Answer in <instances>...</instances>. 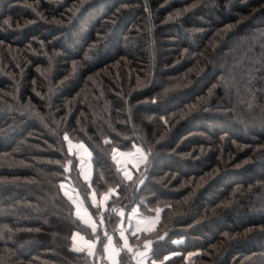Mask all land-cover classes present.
I'll list each match as a JSON object with an SVG mask.
<instances>
[{
    "label": "trees",
    "instance_id": "trees-1",
    "mask_svg": "<svg viewBox=\"0 0 264 264\" xmlns=\"http://www.w3.org/2000/svg\"><path fill=\"white\" fill-rule=\"evenodd\" d=\"M136 146L127 180L114 151ZM136 206L160 211L129 237L148 264H264V0H0V264H106L110 235L136 264Z\"/></svg>",
    "mask_w": 264,
    "mask_h": 264
},
{
    "label": "crops",
    "instance_id": "crops-1",
    "mask_svg": "<svg viewBox=\"0 0 264 264\" xmlns=\"http://www.w3.org/2000/svg\"><path fill=\"white\" fill-rule=\"evenodd\" d=\"M139 150H140V152H142V150H143L142 147H140ZM117 152H118V150H115L114 157H115V155L118 156ZM115 160H116L117 164L120 165L122 168H125L126 165H128L127 163H123V162H122V164H120V162L122 160L121 159L119 160V158H117V159L115 158ZM146 160H147V158H145L144 162L141 165H139V167H133V169H132L133 176H134V172L136 170H138L146 162ZM81 174L85 180L91 181L92 174H93L92 163H91V170H89V172H88L87 179H86V177H84L82 170H81ZM123 175L125 176V178L127 180H129V178H128L129 176L131 178L133 177L132 175H129V174L127 175L124 171H123ZM114 193H115V191L112 190L108 193L103 194L102 197H100V198L103 199L104 204L107 205L108 200L110 199L111 195ZM94 194L95 193L92 194V200H93V203L95 205H97V203H95V200H94V196H95ZM104 204L103 205L100 204L101 209H103V210L105 209V206H106ZM86 208L87 207H85L82 203L81 204L79 202H78V204L75 203V210H76L77 215L82 219V221L84 223L91 226L93 228V230H96L97 227L99 226V224L97 223V221L95 220V218L93 217L91 212L86 210ZM119 215L121 216V220L119 223L118 234H119V237H120L121 242H122V247L124 249L128 250L129 253L132 254L136 264H148L150 251H151V242L145 241L142 246L132 245L130 238H129V230L131 229L133 231V234H140L144 231H149V230L155 228L157 226V224L159 222V218H160L159 211H156L152 214H144L136 206L129 212H125L124 210H119ZM100 222H102L101 219H100ZM79 238L82 240V242H83L82 244H85L86 246L91 244L93 246V249L95 250V248H96V242L95 241H90V243H88L87 239H84V238L82 239L81 236H79ZM120 253H121V248L116 245L115 238L111 237V235H110L108 237V240H107V243L105 246V256H106V259L109 262V264H119Z\"/></svg>",
    "mask_w": 264,
    "mask_h": 264
},
{
    "label": "rangeland",
    "instance_id": "rangeland-1",
    "mask_svg": "<svg viewBox=\"0 0 264 264\" xmlns=\"http://www.w3.org/2000/svg\"><path fill=\"white\" fill-rule=\"evenodd\" d=\"M67 145H68V148H69V151L73 154L76 155V157L79 159V167H80V170L83 171V175L84 177H86L87 179V176H88V172L89 170H91V163H92V154L90 152V150L88 149V147L80 142H74L70 139L67 140ZM140 146H137L135 147L133 150H120V149H115V150H118V156L115 155V158H119V160L121 159L122 161L120 162V164L123 163H127L128 165H126L125 168H122L120 165H119V168L122 170V172L124 171L127 175H132L133 176V167H139V165H141L145 158H147V153L145 151L142 150V152H140ZM143 149V148H142ZM115 152V151H114ZM145 164V163H144ZM143 164V165H144ZM83 177V176H82ZM89 179V178H88ZM90 182V181H88ZM63 185V188H64V191L65 193L69 196V198L78 204V202L81 204H83L85 207V203L82 201V197L81 195L79 194V192L75 189V187L72 185V183L70 181H66V182H63L62 183ZM94 193V192H93ZM95 195V196H94ZM94 200H95V203H97V205L101 208L100 204H104V201L103 199H101L100 197H98L96 194H94ZM102 197V196H101ZM81 199V200H80ZM74 203V204H75ZM96 205V206H97ZM106 205V204H104ZM107 209V205L105 206V209ZM86 210L89 211L88 208H86ZM103 210V209H102ZM103 210V211H104ZM156 211H159V210H155ZM160 213V211H159ZM159 221H160V218H159ZM159 223V222H158ZM158 225V224H157ZM154 229V228H153ZM151 229V230H153ZM149 230V231H151ZM147 231V232H149ZM146 232V231H145ZM133 234V231L130 229L129 230V237L130 235ZM111 237L114 238L113 235H111ZM83 239V237H82ZM76 241L83 247L85 248H89L90 250H94L93 249V246L91 244L89 245H85V244H82V240L79 238V236H77V239ZM88 243H90V240L87 241ZM106 264H109V262L107 261Z\"/></svg>",
    "mask_w": 264,
    "mask_h": 264
},
{
    "label": "snow or ice",
    "instance_id": "snow-or-ice-1",
    "mask_svg": "<svg viewBox=\"0 0 264 264\" xmlns=\"http://www.w3.org/2000/svg\"><path fill=\"white\" fill-rule=\"evenodd\" d=\"M193 6H194V5H193ZM177 15H179V13H177ZM5 23H7V21H5ZM165 122H166V121H165ZM128 178H129V179H131V177H130V176H129Z\"/></svg>",
    "mask_w": 264,
    "mask_h": 264
}]
</instances>
